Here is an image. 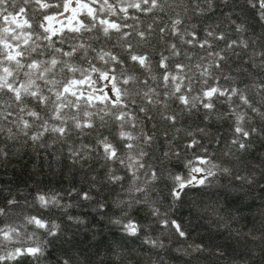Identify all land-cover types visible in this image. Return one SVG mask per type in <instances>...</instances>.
Listing matches in <instances>:
<instances>
[{"label":"snow or ice","instance_id":"1","mask_svg":"<svg viewBox=\"0 0 264 264\" xmlns=\"http://www.w3.org/2000/svg\"><path fill=\"white\" fill-rule=\"evenodd\" d=\"M229 2L220 0L223 5ZM191 5L196 15L220 6L216 0H191ZM166 7L175 16L170 25L159 29L166 46L155 62L157 75L151 55L138 51L131 40L135 36L137 43L148 41L153 25L144 31L128 21H138L136 13L165 12ZM243 7L264 27V0H243ZM228 15L234 31L243 34L245 24L237 23L230 12ZM219 29V24L185 26L183 16L168 0H0V137L16 141L23 136L26 142L45 147L50 146L43 142L45 137L55 144L66 142L73 132L81 138L94 135V144L69 148L70 158L75 163L87 162L97 153L106 166L105 181L119 185L129 197L97 203L94 211L100 218L107 217L108 224L128 237L140 238L152 248H164L160 236L146 233L150 225L130 215L133 205H146L157 227L188 239L190 233L183 221L169 214L171 207L162 211L150 199L156 182L165 178L150 162L149 149L157 139L154 110L164 127L176 132L182 131L177 125L183 113L202 110L205 120L231 118L233 135L224 156L239 159L236 154L246 153L254 137L264 141V50H253L249 57L258 81L255 77L251 84L241 80V87L236 83L238 77L225 74L224 69L231 56L240 55L237 49H249L250 41L242 36L229 39V34ZM181 45L203 50L198 62L185 63L193 60V54ZM244 75L253 76L247 70ZM218 104L226 105L227 111L218 112ZM255 120L260 121L259 126ZM195 132L209 135L206 127H197ZM162 135L169 144L176 138L169 137L168 131ZM185 135L190 139L183 148L192 152V159L182 161L178 151L163 153L166 160L174 158L186 169L167 172L172 206L182 202L188 190L211 186L218 174L232 175V169L213 159L193 131ZM7 155L0 146V158ZM235 179L254 182V176ZM73 194L80 201L94 199L91 191L75 188L65 194L36 191L30 201L27 197L6 199L0 206V264H41L42 258L52 255L48 246L64 238L65 232L46 214L52 210L66 213L74 205L64 202L65 195ZM24 207L36 211H17ZM113 207L119 214H108ZM67 219L75 226L85 224L83 217L68 215ZM189 248L193 253L207 250L202 243ZM55 259L56 264H75L67 252Z\"/></svg>","mask_w":264,"mask_h":264},{"label":"trees","instance_id":"2","mask_svg":"<svg viewBox=\"0 0 264 264\" xmlns=\"http://www.w3.org/2000/svg\"><path fill=\"white\" fill-rule=\"evenodd\" d=\"M216 3L220 6H214L211 12L196 15L191 11L193 7L191 0H168V4L183 16L185 26L196 24L199 28L219 24V30L228 33L229 39L239 36L248 39L249 49H237L240 55L231 56L224 72L238 77L237 84H240L241 80L251 84L253 77L258 81L259 77L255 75L257 70L250 67L249 57L253 50H264V39H261L264 37V27L256 17L251 16L250 11L244 9L243 0H230L228 5L220 4V0H216ZM185 8L189 9L186 13ZM229 12L237 23L245 24L246 31L243 34L234 31V26L229 22ZM136 15L139 20H129L128 23L138 25L139 29L144 31H147V26L152 24L153 30L146 42L137 43L139 38L135 36L131 40L138 51L151 55L154 71L159 75L158 70L155 69V62L166 46V41L160 38L162 34L159 29L170 25L175 13L166 7L165 12L156 10L153 13H136ZM253 40H256L255 44L251 43ZM181 47L189 54H193V60H184L185 63L198 62L203 50L193 49L190 46L185 48L183 45ZM114 51L121 50L114 49ZM245 70L251 72L253 76H245ZM196 79H199L198 74ZM222 83L229 82L222 81ZM240 86L243 87V84ZM175 108L176 106L173 105V110ZM217 111L225 112L227 106L218 104ZM153 115L156 116L157 127L153 130L157 133V139L149 149L152 154L150 162L153 167L159 168L165 178L156 182V191L150 194V199L155 200L162 211L171 207L169 214L183 221L186 231L190 233V238L184 239L167 232L153 223L154 217L151 216L146 205H133L130 215L142 224L150 225L146 233L154 238L160 236L165 244L161 249L152 248L140 238L124 235L116 226L107 223V217L102 220L94 211L97 203H110L117 199L129 198L128 193L122 191L119 185L108 184L105 181L106 166L97 153H93L92 158L87 162L75 163L70 158L69 148L78 150L82 144H94V135L81 138L73 132L66 142L55 144L50 138L45 137L43 142L50 145L45 147H40L31 141L26 142L23 136L16 141H8L0 137V146H4L8 153L6 157L0 158V206L11 197L17 199L27 197L30 201L36 191L65 194L75 188L78 192L91 191L94 197L93 201L88 202L80 201L75 194L65 195L64 202L72 203L74 206L66 213L52 210L46 214V218L55 220L61 225L65 236L48 246L47 251L52 255L42 258L41 264H56L55 258L60 257L62 252L72 255L75 264H153V262L155 264H264V141L254 137L253 146L246 153H237L239 159H236L223 155L233 135L231 118L205 120L202 110L191 114L183 113L177 125L182 131L176 132L174 129L164 127L158 111L154 110ZM253 123L260 125L259 120ZM197 127H206L209 135L202 136L196 133ZM164 131H168L169 137H176L171 144L162 135ZM187 131L195 133L196 138L201 140L213 159L222 166L231 168L232 175L218 174L217 177L212 178L214 183L211 186L188 190L182 202L172 206L171 197L168 195L171 183L166 179L167 172L169 170L185 172L186 169H183L181 163L174 158L166 160L163 153L178 151L181 153L182 161L192 159V152L183 148L190 139L185 135ZM218 139L220 143L216 142ZM196 154L202 153L197 151ZM236 176H254V182L252 184L241 182L235 179ZM127 186L125 184V187ZM17 211L34 214L36 209L24 207ZM119 211L113 207L108 214H119ZM68 215L83 217L85 224L73 225L67 219ZM161 232L167 234L160 235ZM201 243L206 251L193 253L189 248V245Z\"/></svg>","mask_w":264,"mask_h":264}]
</instances>
